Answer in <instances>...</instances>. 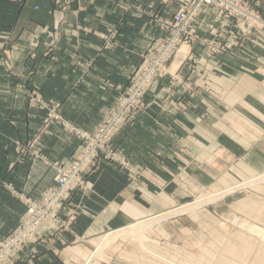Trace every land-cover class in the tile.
<instances>
[{
    "label": "crops",
    "instance_id": "0c3cea01",
    "mask_svg": "<svg viewBox=\"0 0 264 264\" xmlns=\"http://www.w3.org/2000/svg\"><path fill=\"white\" fill-rule=\"evenodd\" d=\"M173 10L170 0H0V240L20 222L23 200H39L53 186V164H67L80 148L71 132L55 124L22 153L20 146L47 111L29 107L30 99L58 105L62 120L92 133L140 53L162 35L146 12ZM217 17L209 10L194 24L212 34ZM110 34L112 42L105 44ZM248 43L244 60L205 58L190 49L175 71L199 88L189 100L195 110L181 109L163 79L145 94L146 108L113 140L142 175L129 178L96 161L84 189L62 206L63 219L69 218L63 235L53 226L41 228L36 242L7 264H215L228 227L264 230V187L258 186L170 216L133 236L139 239L116 241L130 225L264 173V52L257 39ZM106 233H112L107 261L85 262Z\"/></svg>",
    "mask_w": 264,
    "mask_h": 264
},
{
    "label": "rangeland",
    "instance_id": "374dc122",
    "mask_svg": "<svg viewBox=\"0 0 264 264\" xmlns=\"http://www.w3.org/2000/svg\"><path fill=\"white\" fill-rule=\"evenodd\" d=\"M170 2L172 5H174V10L169 15H161L155 11L146 12L149 22H152L157 28H159L162 35L159 38L153 39L151 43L140 53L139 62L134 68V70L131 72V74L129 75L126 85L123 88L117 89V95L114 103L107 109L102 120L100 121V123L97 125L96 129L92 133L81 131L74 126L69 125L64 120H62L60 116L56 113V107L58 105L54 103L48 105V103H43L42 101L36 102L34 98L30 99V101L31 100L32 101L31 103L28 104L29 107L38 106L39 109L40 108L46 109L47 111H45L41 124L37 129V132L32 136L31 140L27 144H24L23 147L20 146L22 153L25 152L29 153L33 145L36 143L38 136L43 134L45 129H47L48 127L50 128L52 125L55 124H59L61 128H64L67 131L71 132L79 140L80 148L77 150V152L74 154L72 159L67 164L64 165H60L57 163L53 164V168L55 171V175L53 179L54 184L40 197L39 200H30V199L23 200V205L25 209L20 222L16 227L12 229V231L4 239L0 240V251L3 249V245L6 246L5 247L6 251L2 252L3 262L0 264H7L9 259L14 254H17L20 251H22L25 245L35 243L37 239L36 235L38 231L45 226H53L54 228L57 229L56 232L60 234L58 235L59 237L63 235V233L68 228L69 218L66 220L63 219L60 213V211L62 210V206L69 199L70 195L73 192L81 191L84 189L85 175L90 172L91 167L96 161L104 160L107 163L114 165L115 167L118 168V170L125 172L129 176V178H137L142 175V169L135 167L131 163V160L118 147L114 145L113 140L120 133V131L134 119L136 114L142 112L146 108V105L143 101L145 94L154 85H157L163 79L169 80V85H170L169 89H171L170 95L172 96L176 94L178 99L177 105H181L182 106L181 109L183 110L188 109L193 111L195 110L196 108L195 100L194 101H189V100H192L196 98V96H199V91H198L199 88H197L189 78H183L175 71V67L178 64L182 63V61L187 58L190 49L196 48L197 50H200L205 58H213L221 54H227L231 57L242 60L246 52L245 49H247L249 45L250 47L252 46L247 42L244 45L243 43H241L242 47L234 46V40L231 38V30L223 27L224 19H219V17H217L218 19L215 20L216 26L215 29L212 31V34L204 35V33L201 32V30L196 28L195 24H193L192 29L194 30L196 36H198L199 38L212 39L214 41L217 40L220 45L218 51L212 52L209 51L207 47L202 46L196 42L184 43V41L182 40L180 43L176 44L175 47H173V50L171 52L165 50L164 54L160 58V52H159L160 48L163 45L164 41L166 39H169L172 34V31L164 27V22L170 20L169 18L172 17V15L177 9L176 1L170 0ZM261 12L262 15H264V0H262ZM203 29H205V27H203ZM117 30L118 29L115 30L113 29L112 31H110L109 29H107V32L114 33L117 32ZM112 36L113 34L112 35L110 34L107 37H105L104 43L107 44L112 42V39H110ZM257 36L259 38H255V40L257 39L259 43H261L262 48L260 49L264 52V26L261 29V34ZM245 62H250V61H245ZM174 86L177 87L175 90H174ZM180 98H183V101ZM113 116H116V118L114 119V121L112 120L111 127H109L108 129H104V127L108 126L107 125L108 121L111 122ZM120 119H122L121 124L120 125L116 124L115 122L116 121L118 122ZM76 132L85 134L87 138L86 137L81 138L76 134ZM92 147L93 149L87 154L86 158L82 161V164L88 163L87 166H83V165L80 166V170L78 172L79 177L82 180L83 186L80 187L71 184L68 185V189L64 190L66 192L69 189H72L69 192L68 197H66L63 203L58 207V213L60 219L57 222L53 221V223L45 222L43 223V225L40 226L38 225L39 227L38 226L36 227L37 230L34 229L33 227V232L30 231V226L29 223L27 222L28 220L27 201L41 203L46 193H49L54 189L57 190L55 188L56 185L55 177L58 175V170L63 169V170L71 171L74 168V164H79L81 159L84 157V153L86 151H89ZM31 154H33L36 157H40L39 155H37L35 151H31ZM115 157L119 158L124 163H128L129 168L126 169L123 167L124 165L113 161L112 159H115ZM262 176L264 177V173L259 174L247 181L238 183L237 185L229 189H226L224 191L204 192L199 196H197L195 199L183 203L178 208L176 207V209H174L169 213L159 215L157 217H154L146 221H141L143 223H146L147 221L151 223L149 226H144L142 229H140L139 232L140 234L143 233L144 230H146L153 224L158 223L159 221H162L170 216H176L179 214L187 213L189 211L192 212L198 208L210 207L212 205H216V203H219V201H222L229 195H233L238 192L240 193L247 192L258 186L264 187V178L262 180L257 179ZM52 206L54 205L49 203V210L52 209ZM138 224L139 223H136L128 227L136 228ZM259 229L264 231L262 228ZM111 234L112 233H106L95 241L96 243L94 245V249L88 255V257L85 258V262L88 259L89 261L91 259L107 261L106 258L104 257L105 252L108 251L109 245L112 242L108 245H104L103 247H102V242ZM138 236L140 235L138 234ZM127 238L134 240L139 239V237L137 238L133 237L131 231L130 233H127L125 231L124 234H122L121 232L119 236L116 237V241L117 240L125 241ZM263 242L264 240H262V238H260L257 234L249 231V227L243 229H233L231 227H228L225 243L223 245L221 252L216 258V262H218L219 260V262L222 261V263H227V264H257L258 263L257 259L255 260V258L253 257L262 256V254L264 256ZM95 253L97 254L95 255ZM238 254L239 256H237ZM259 264H264V262Z\"/></svg>",
    "mask_w": 264,
    "mask_h": 264
},
{
    "label": "built area",
    "instance_id": "2783aa9c",
    "mask_svg": "<svg viewBox=\"0 0 264 264\" xmlns=\"http://www.w3.org/2000/svg\"><path fill=\"white\" fill-rule=\"evenodd\" d=\"M177 9L172 15L170 20L164 22V27L172 31L169 39H166L160 48V58L167 50L171 52L176 44L182 40L186 42H196L202 46L208 48L209 51H218L220 45L217 40L199 38L196 36L192 29L196 20L204 14L206 11L212 10L218 14L219 19H224L223 27L231 30V38L234 40V46L242 47L250 41V38H259L257 35L261 34V29L264 26V15L261 12L262 0H175ZM243 50V49H241ZM116 116H113L111 122L108 121V126L104 129H108L112 125V120ZM122 119L115 123L120 125ZM114 124V123H113ZM81 138L86 137L85 134L76 132ZM87 138V137H86ZM93 149V147L84 153V157L79 164H74V168L71 171L59 169L58 175L55 177V188L44 195L41 203L29 202L28 203V220L30 231L37 230V226L43 225V223L57 222L60 217L58 213V207L63 203L69 192L64 191L68 189V185L74 184L82 187V180L79 177L80 166H87L88 163L82 161L86 158L87 154ZM113 161L124 165L123 167L128 169L129 164L124 163L119 158L115 157ZM70 175V177H69ZM49 203L53 204L52 209L49 210ZM59 223V222H58ZM38 226V227H39ZM17 232V231H16ZM19 235V234H18ZM25 243V242H24ZM5 245L0 251V263L3 262L2 252L5 250ZM19 250V249H18Z\"/></svg>",
    "mask_w": 264,
    "mask_h": 264
},
{
    "label": "bare ground",
    "instance_id": "6f19581e",
    "mask_svg": "<svg viewBox=\"0 0 264 264\" xmlns=\"http://www.w3.org/2000/svg\"><path fill=\"white\" fill-rule=\"evenodd\" d=\"M201 201V200H200ZM199 202V201H198ZM175 212H178V211H175ZM149 223V221H147L146 223H143V222H139V224L136 226V228H130V227H128V228H126L125 230H123L122 231V233L124 234L125 233V231L127 232V233H130V231L132 232V234H133V236H136L138 233H139V231H140V229H142L144 226H149L150 225V223ZM249 231L250 232H252V233H255V234H257L260 238H262V240H264V231H260V230H257L256 228H251V229H249ZM109 241V239H105V241H104V243H103V246L105 245V244H107V242ZM264 243V242H263ZM263 253V252H262ZM261 253V254H262ZM235 254V253H234ZM261 254H259V255H261ZM262 257H264L263 256V254H262Z\"/></svg>",
    "mask_w": 264,
    "mask_h": 264
}]
</instances>
